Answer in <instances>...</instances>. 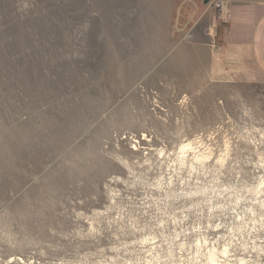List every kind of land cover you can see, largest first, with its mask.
I'll return each mask as SVG.
<instances>
[{"label":"rangeland","instance_id":"obj_1","mask_svg":"<svg viewBox=\"0 0 264 264\" xmlns=\"http://www.w3.org/2000/svg\"><path fill=\"white\" fill-rule=\"evenodd\" d=\"M225 1L0 0V264H264V73Z\"/></svg>","mask_w":264,"mask_h":264},{"label":"crops","instance_id":"obj_2","mask_svg":"<svg viewBox=\"0 0 264 264\" xmlns=\"http://www.w3.org/2000/svg\"><path fill=\"white\" fill-rule=\"evenodd\" d=\"M224 13L219 44L248 56L264 73V0H226Z\"/></svg>","mask_w":264,"mask_h":264},{"label":"bare ground","instance_id":"obj_3","mask_svg":"<svg viewBox=\"0 0 264 264\" xmlns=\"http://www.w3.org/2000/svg\"><path fill=\"white\" fill-rule=\"evenodd\" d=\"M191 147H192V142H189L188 144L183 145L181 147L180 151H181L182 154H185L188 149H191ZM196 157L198 159V156H196ZM222 253H223V255H226L228 252L227 251H223ZM209 261H210L211 264H228L227 262H221V261H219V258L217 256V252L214 251V250L213 251H210V253H209Z\"/></svg>","mask_w":264,"mask_h":264},{"label":"built area","instance_id":"obj_4","mask_svg":"<svg viewBox=\"0 0 264 264\" xmlns=\"http://www.w3.org/2000/svg\"><path fill=\"white\" fill-rule=\"evenodd\" d=\"M219 8H220V16H219V19L221 21H224V4L222 2H218V5H217Z\"/></svg>","mask_w":264,"mask_h":264}]
</instances>
